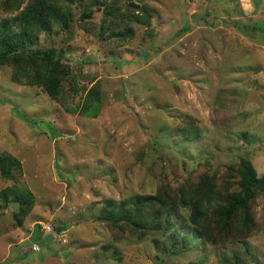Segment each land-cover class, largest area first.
<instances>
[{"label":"rangeland","instance_id":"rangeland-1","mask_svg":"<svg viewBox=\"0 0 264 264\" xmlns=\"http://www.w3.org/2000/svg\"><path fill=\"white\" fill-rule=\"evenodd\" d=\"M29 1L0 0V23ZM62 4L69 28L53 24L31 44L55 51L58 98L30 84L34 67L0 64V155L22 163L13 178L0 168V193L34 195L26 214L13 191L0 198V264H264L263 195L238 241L173 246L103 218L203 173L222 182L241 158L264 174V0Z\"/></svg>","mask_w":264,"mask_h":264},{"label":"trees","instance_id":"trees-1","mask_svg":"<svg viewBox=\"0 0 264 264\" xmlns=\"http://www.w3.org/2000/svg\"><path fill=\"white\" fill-rule=\"evenodd\" d=\"M75 1L30 0L18 14L0 23V64L34 67V75L28 81L44 87L52 98H58L62 82L55 51L31 48V44L37 41L39 33L52 30L53 24L68 29L72 13L64 10L62 2L72 4ZM257 29L262 30V25L259 24ZM129 32L131 30L127 29L116 34L127 36ZM41 56L44 61L40 63L37 59ZM90 95L93 100L100 97L95 91H90ZM16 167H22L16 156L0 155L3 177L13 178ZM226 175L222 182L218 181V176L209 173H203L198 180L187 178L166 197L130 196L122 202L129 205L116 206L103 218L110 223H127L140 240L153 233L167 234L173 246L190 244L195 237L214 244L244 239L256 225L254 202L257 197L264 196V174L258 175L253 162L241 158L227 168ZM12 191L13 201L20 204L23 214L33 209L31 191L17 193L18 190L7 187L0 193V198L8 203ZM110 204L114 203L110 201Z\"/></svg>","mask_w":264,"mask_h":264},{"label":"water","instance_id":"water-1","mask_svg":"<svg viewBox=\"0 0 264 264\" xmlns=\"http://www.w3.org/2000/svg\"><path fill=\"white\" fill-rule=\"evenodd\" d=\"M60 227H56L55 230H59ZM44 240L46 242H50L54 240V235L52 233H48L45 235Z\"/></svg>","mask_w":264,"mask_h":264},{"label":"built area","instance_id":"built-area-1","mask_svg":"<svg viewBox=\"0 0 264 264\" xmlns=\"http://www.w3.org/2000/svg\"><path fill=\"white\" fill-rule=\"evenodd\" d=\"M54 232V229L52 225H44V234L52 233Z\"/></svg>","mask_w":264,"mask_h":264},{"label":"clouds","instance_id":"clouds-1","mask_svg":"<svg viewBox=\"0 0 264 264\" xmlns=\"http://www.w3.org/2000/svg\"><path fill=\"white\" fill-rule=\"evenodd\" d=\"M46 235V234H45Z\"/></svg>","mask_w":264,"mask_h":264}]
</instances>
